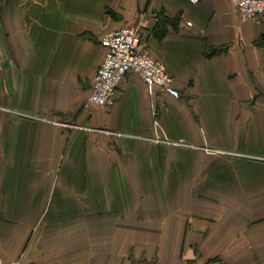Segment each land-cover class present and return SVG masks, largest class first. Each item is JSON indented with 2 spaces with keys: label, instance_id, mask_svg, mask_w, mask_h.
<instances>
[{
  "label": "crops",
  "instance_id": "obj_1",
  "mask_svg": "<svg viewBox=\"0 0 264 264\" xmlns=\"http://www.w3.org/2000/svg\"><path fill=\"white\" fill-rule=\"evenodd\" d=\"M129 26L179 97L128 73L86 106L101 37ZM0 262L264 264V16L0 0Z\"/></svg>",
  "mask_w": 264,
  "mask_h": 264
},
{
  "label": "built area",
  "instance_id": "obj_2",
  "mask_svg": "<svg viewBox=\"0 0 264 264\" xmlns=\"http://www.w3.org/2000/svg\"><path fill=\"white\" fill-rule=\"evenodd\" d=\"M230 1L242 20L264 16V0ZM187 25L191 26V23L187 22ZM140 38L139 28L133 26L120 28L101 37L103 58L96 70L86 106L111 107L116 90L128 73L138 76L150 88L157 87L173 98L179 97L164 65L140 48Z\"/></svg>",
  "mask_w": 264,
  "mask_h": 264
},
{
  "label": "trees",
  "instance_id": "obj_3",
  "mask_svg": "<svg viewBox=\"0 0 264 264\" xmlns=\"http://www.w3.org/2000/svg\"><path fill=\"white\" fill-rule=\"evenodd\" d=\"M157 19H158V21H157V24H156V26L154 28V32H155V35H160V37H161L165 33V30L162 27L165 26V24H167L168 18L163 16L162 13H160V14L157 15ZM170 23L173 24L174 21L173 22L171 21ZM215 54H217L216 51H209L206 55L207 56H211V55H215Z\"/></svg>",
  "mask_w": 264,
  "mask_h": 264
}]
</instances>
